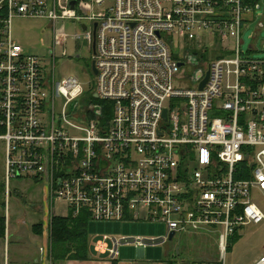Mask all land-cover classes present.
<instances>
[{
    "label": "built area",
    "instance_id": "1",
    "mask_svg": "<svg viewBox=\"0 0 264 264\" xmlns=\"http://www.w3.org/2000/svg\"><path fill=\"white\" fill-rule=\"evenodd\" d=\"M72 1L0 0L7 202L12 179L47 178L51 205L63 202L73 214L166 224L163 237L115 239L113 255L121 243L145 247L172 232L220 228L225 258L232 236L264 221V58L242 46L262 0ZM17 17L51 22L54 61L55 45L67 40L57 24L81 23L74 37L88 43L100 102L81 104L75 77L57 85L56 63L43 65L14 40ZM41 252L48 257V246Z\"/></svg>",
    "mask_w": 264,
    "mask_h": 264
},
{
    "label": "rangeland",
    "instance_id": "2",
    "mask_svg": "<svg viewBox=\"0 0 264 264\" xmlns=\"http://www.w3.org/2000/svg\"><path fill=\"white\" fill-rule=\"evenodd\" d=\"M256 20L251 22L247 28L243 30V49L248 51V46L252 44L256 50L252 51L253 57L264 58V0L261 7L256 9ZM263 26L259 28V23ZM51 22L44 18L17 17L13 20V38L19 42L25 49L26 53L38 56L42 64L52 66L54 68V80L57 85L64 79L70 77L77 78L84 87V94L79 102L83 105H89L92 101L100 102L92 98V92L95 83V75L92 72V54L88 49V43L82 44V41L75 39L77 33L82 32L81 23L79 21H60L57 24V30H62L67 35L66 42H60L55 45V59L50 56V48L53 43V28H50ZM78 55L80 58H78ZM222 56H225L224 54ZM216 54L204 55L205 60L216 59ZM52 95V94H51ZM55 98L57 102V112H62L63 99L59 93L58 86L55 89ZM52 97V96H51ZM108 106L107 104H104ZM4 143L0 140V222L5 220L7 237L0 235V264H24L18 261L20 256L18 248L24 250V256L33 257L34 261L40 259L37 257L40 245L44 238L50 243V229L52 224V216H67L69 208L63 202L56 201L51 205L47 193V185L49 180H38L36 176L24 175L18 179H12L10 190L12 192L9 202L6 199L5 186V154ZM254 199L261 202L259 194L254 191ZM47 206L49 210L48 228L42 229L41 234L33 235V224L38 221L43 222L46 215ZM53 207V209L51 208ZM7 220V222H6ZM91 226L99 228L97 221L92 219ZM135 222H145L149 230H132L127 229L120 231V234L142 237H159L164 236L167 232V227L164 222H153L151 220H136ZM124 221V220H123ZM99 222V221H98ZM113 222H118L113 220ZM45 222H43L44 226ZM121 224V223H120ZM106 226V224H103ZM109 228V227H108ZM5 229V231H6ZM9 229L10 237L9 238ZM47 229V231H46ZM99 236L109 234L110 236L117 235L114 231H97ZM220 228L212 229L210 232L204 233H177L169 243H161L152 248L153 256L147 260H158L161 258V252L167 251V261L173 259L176 264L180 260L189 261H205L215 264H254L264 254V221L260 223H251L243 226L238 234L231 238L230 248L224 258L218 243ZM5 235V236H6ZM121 236V235H120ZM48 263L55 264V259L50 256V244ZM180 248V254H177V247ZM40 247V248H39ZM154 247V246H153ZM28 253V254H26ZM40 256V255H39ZM17 261V262H16ZM41 261V260H40ZM145 262V261H143ZM37 263V262H36ZM146 263V262H145Z\"/></svg>",
    "mask_w": 264,
    "mask_h": 264
},
{
    "label": "crops",
    "instance_id": "3",
    "mask_svg": "<svg viewBox=\"0 0 264 264\" xmlns=\"http://www.w3.org/2000/svg\"><path fill=\"white\" fill-rule=\"evenodd\" d=\"M48 190H49V188L47 185V193H48ZM47 208H48V206H47ZM47 208H46V215H44V218H43L44 222H46V220L49 217V216H47V213H48ZM69 213H71V211H69ZM136 220H139V219H136ZM92 221L93 220L91 218V221H90V224L88 227V229H89L88 258L83 259V260L70 259V258L69 259H63V260H55V262L58 261L55 264H176V261H173V259H169L167 261V259H166L167 251H165V253L161 252L159 255L161 258H159L158 260H153V259L147 260L148 258H151L153 256L152 255L153 252L151 249L152 248L155 249L156 248L155 245H146L145 247H138L134 243H130V244L121 243V244H118V246H117V254H115V255L112 254L111 249L115 248V239H122L123 237H138V236L142 237L141 235L130 236V235H126L123 233L120 234V231H125L127 229L149 230V228L145 222L133 223V222H135V220H133V217H131V216H128L127 219H124V221L119 220L118 222L95 220V221H97V224H101V225H97V226H99V228L96 229L95 226H91ZM6 222H7V220H6ZM103 224H106V226H104ZM44 229H45V225H44ZM104 230L114 231L117 235L110 236L109 234H104L103 236L100 237L99 233L97 231H104ZM211 230H212L211 228H205L201 232H191L190 231L188 233H198L199 234V233H204V232H210ZM32 232H33V235H35V236L37 235V234H35L34 229ZM6 233H7V229L5 231V235H6ZM166 234H167V232H166ZM105 236H107V239H104ZM4 237L6 238L7 235ZM37 237H38V235H37ZM159 237H163V236H159ZM174 237H175V235H174ZM9 238L10 239L12 238V235L10 237V229H9ZM143 238H147V237H143ZM149 238H152V237H149ZM171 240L172 239H169V241L166 242V244L169 243ZM218 243H219V240H218ZM48 244L49 243L44 238V241L40 245V247L41 246L47 247ZM157 245H160V244H157ZM177 248H179V246ZM176 251H177V249H176ZM23 252H24L23 249L18 248V253L20 256H18L17 259H18V261L23 262L24 264H53L52 262L51 263L47 262V261H49L48 257L45 258L44 255L42 254V252L40 251V249H39V254L37 252V257H36V258L41 260V261L39 260V262L37 260L34 261L33 257L31 258V257L24 256ZM26 254H28V253H26ZM48 254H49V246H48ZM177 254L178 255L180 254V248H179V251H177ZM143 261H145L146 263ZM202 262H205V261H189V260L184 259V260H180L179 264H194V263H202Z\"/></svg>",
    "mask_w": 264,
    "mask_h": 264
},
{
    "label": "trees",
    "instance_id": "4",
    "mask_svg": "<svg viewBox=\"0 0 264 264\" xmlns=\"http://www.w3.org/2000/svg\"><path fill=\"white\" fill-rule=\"evenodd\" d=\"M91 214L87 209L78 214L69 213L67 216H52L50 229V256L55 260L88 258V235ZM44 222V221H43ZM43 222L39 221L33 225L34 232L42 233ZM6 224L2 219L0 222V235L5 236ZM236 233L231 238L235 237ZM231 243V240H230ZM230 245L228 246V249Z\"/></svg>",
    "mask_w": 264,
    "mask_h": 264
},
{
    "label": "water",
    "instance_id": "5",
    "mask_svg": "<svg viewBox=\"0 0 264 264\" xmlns=\"http://www.w3.org/2000/svg\"><path fill=\"white\" fill-rule=\"evenodd\" d=\"M75 3H76V1L74 0V1H72L71 2V4H72V6H74L75 5ZM84 28H86V26L84 25ZM78 57H79V55H78ZM92 65H93V69H94V71H95V73H97V70H96V67H95V62L93 61V63H92ZM206 81H207V79L206 80H204L203 82H202V84H201V87H203L204 86V84L206 83ZM95 96H98V95H95ZM174 232H172L171 233V235H170V239H173V237H174ZM177 251H179V248H177Z\"/></svg>",
    "mask_w": 264,
    "mask_h": 264
},
{
    "label": "flooded vegetation",
    "instance_id": "6",
    "mask_svg": "<svg viewBox=\"0 0 264 264\" xmlns=\"http://www.w3.org/2000/svg\"><path fill=\"white\" fill-rule=\"evenodd\" d=\"M80 58V57H79Z\"/></svg>",
    "mask_w": 264,
    "mask_h": 264
}]
</instances>
